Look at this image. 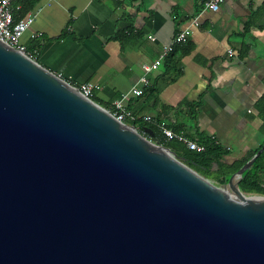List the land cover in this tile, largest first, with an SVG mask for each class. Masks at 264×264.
Instances as JSON below:
<instances>
[{
  "label": "water",
  "instance_id": "obj_1",
  "mask_svg": "<svg viewBox=\"0 0 264 264\" xmlns=\"http://www.w3.org/2000/svg\"><path fill=\"white\" fill-rule=\"evenodd\" d=\"M141 131L0 41V264H264V144L222 189Z\"/></svg>",
  "mask_w": 264,
  "mask_h": 264
},
{
  "label": "crops",
  "instance_id": "obj_2",
  "mask_svg": "<svg viewBox=\"0 0 264 264\" xmlns=\"http://www.w3.org/2000/svg\"><path fill=\"white\" fill-rule=\"evenodd\" d=\"M203 2L41 0L20 44L42 39L39 63L73 85L92 84L93 98L110 107L195 19L174 55L175 69L166 74L163 62L148 75L146 95L130 96L125 105L142 122L148 116L193 133L185 104L199 102V131L231 150L232 160L261 138L256 105L264 94V0H223L217 12L203 9Z\"/></svg>",
  "mask_w": 264,
  "mask_h": 264
},
{
  "label": "trees",
  "instance_id": "obj_3",
  "mask_svg": "<svg viewBox=\"0 0 264 264\" xmlns=\"http://www.w3.org/2000/svg\"><path fill=\"white\" fill-rule=\"evenodd\" d=\"M41 0H15L13 3V21L14 23L19 20L25 19L29 13L33 11L35 6ZM115 39L122 41V34H117ZM44 41L39 38L32 39L29 44L24 48L25 53L39 63L38 57ZM182 44H173L169 49L168 55L164 60L166 65V74L175 69L176 59L175 53L182 49ZM40 64V63H39ZM176 74V73H175ZM179 74V73H178ZM177 75V74H176ZM174 80V77L170 81ZM149 88H145L143 96L146 95ZM92 101L100 106L108 109L109 106L101 104L92 98ZM187 113L190 122L192 123L193 133H186L181 127L176 125H166L175 132H185L186 135L195 140L203 150H188L183 144L176 140H165L161 134L159 127L153 122H142L141 120L124 121L129 126H134L138 131L142 132L143 127H148L153 131V136L145 135V137L164 148L174 152L175 155L182 160L189 168L194 170L202 177L209 179L218 186L224 185L229 178L235 174L264 144V94L256 105L258 116H256L261 125L258 128L260 135V142L258 146L241 156H235L230 160L232 151L228 150L225 146L221 145L214 137L208 136L200 132L197 126V115L200 108L199 102L186 103ZM154 121V120H153ZM159 123V121H156ZM240 191L246 195L264 196V149L258 157L255 158L251 167L245 170L238 182Z\"/></svg>",
  "mask_w": 264,
  "mask_h": 264
},
{
  "label": "built area",
  "instance_id": "obj_4",
  "mask_svg": "<svg viewBox=\"0 0 264 264\" xmlns=\"http://www.w3.org/2000/svg\"><path fill=\"white\" fill-rule=\"evenodd\" d=\"M15 0H0V41L7 43L13 48L24 52V47L20 44V39L27 28L32 24L35 14L32 12L27 15L25 19L19 20L14 23L13 21V3ZM223 0H204L203 9L212 12H217L220 8ZM196 24V20L193 19L188 27L181 30L174 38L173 44H183L185 43L190 34L191 26ZM169 47L164 48L161 52L159 58L150 65H143V74L138 78V80L130 87L127 93L117 100H115L111 106L107 109L108 112L118 121H135L136 116L126 107L125 100L130 96H141L145 88L150 86V81L148 75L155 69H157L165 60L168 55ZM26 54V53H25ZM26 56L33 60L30 56ZM59 76V75H58ZM61 77V76H59ZM69 83V82H68ZM74 89L83 97L88 100L93 98V86L90 83H81L78 85H73L69 83ZM145 122H153L159 127L161 134L164 136L165 140H176L183 144L188 150H203V147L199 146L195 140L190 139L185 132H175L171 128L164 124H159L151 119V117H145ZM134 127V126H133ZM136 130H138L135 127Z\"/></svg>",
  "mask_w": 264,
  "mask_h": 264
},
{
  "label": "bare ground",
  "instance_id": "obj_5",
  "mask_svg": "<svg viewBox=\"0 0 264 264\" xmlns=\"http://www.w3.org/2000/svg\"><path fill=\"white\" fill-rule=\"evenodd\" d=\"M227 192H228V193L231 192V187H230V186L227 188ZM233 197H234V196H233Z\"/></svg>",
  "mask_w": 264,
  "mask_h": 264
},
{
  "label": "rangeland",
  "instance_id": "obj_6",
  "mask_svg": "<svg viewBox=\"0 0 264 264\" xmlns=\"http://www.w3.org/2000/svg\"><path fill=\"white\" fill-rule=\"evenodd\" d=\"M213 184H215V183H213ZM216 185V184H215ZM216 186H218V185H216ZM218 187H220V188H222L223 189V187L222 186H218Z\"/></svg>",
  "mask_w": 264,
  "mask_h": 264
}]
</instances>
